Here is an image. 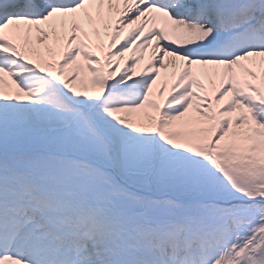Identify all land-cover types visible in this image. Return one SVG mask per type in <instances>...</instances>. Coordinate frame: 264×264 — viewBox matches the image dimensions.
<instances>
[{
    "label": "snow or ice",
    "instance_id": "6c2138e0",
    "mask_svg": "<svg viewBox=\"0 0 264 264\" xmlns=\"http://www.w3.org/2000/svg\"><path fill=\"white\" fill-rule=\"evenodd\" d=\"M0 264H264V0H0Z\"/></svg>",
    "mask_w": 264,
    "mask_h": 264
}]
</instances>
